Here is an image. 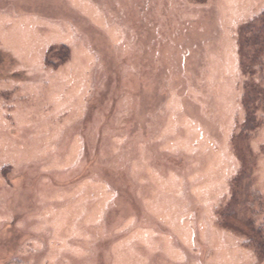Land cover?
Returning <instances> with one entry per match:
<instances>
[{
  "label": "rangeland",
  "instance_id": "rangeland-1",
  "mask_svg": "<svg viewBox=\"0 0 264 264\" xmlns=\"http://www.w3.org/2000/svg\"><path fill=\"white\" fill-rule=\"evenodd\" d=\"M262 14L0 0V264H264L231 228L264 223V108L239 54Z\"/></svg>",
  "mask_w": 264,
  "mask_h": 264
},
{
  "label": "trees",
  "instance_id": "trees-1",
  "mask_svg": "<svg viewBox=\"0 0 264 264\" xmlns=\"http://www.w3.org/2000/svg\"><path fill=\"white\" fill-rule=\"evenodd\" d=\"M261 17L263 20L264 14ZM262 20L259 18L255 19L243 25L239 31V54L243 72L248 76V80L245 83L247 95L244 100L248 104L251 100L252 105L255 107L254 113L259 107L262 106L264 108V85L259 83L264 82V22ZM257 74L261 77L260 81H256L255 77ZM252 113H250V116ZM222 225L230 228L226 223ZM231 228L245 231V245L252 248L257 257L264 261V223L256 225L251 221L247 222L246 227L232 226Z\"/></svg>",
  "mask_w": 264,
  "mask_h": 264
}]
</instances>
